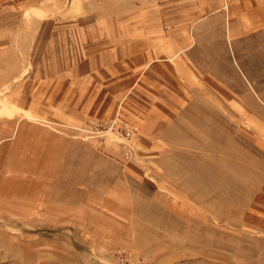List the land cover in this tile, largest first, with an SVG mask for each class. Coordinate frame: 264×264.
Instances as JSON below:
<instances>
[{
    "label": "rangeland",
    "instance_id": "374dc122",
    "mask_svg": "<svg viewBox=\"0 0 264 264\" xmlns=\"http://www.w3.org/2000/svg\"><path fill=\"white\" fill-rule=\"evenodd\" d=\"M255 45L210 52L212 79L225 82L197 87L147 144L130 121L131 140L86 129L94 118L46 121L43 76L31 99L25 77L0 84V264H264V42Z\"/></svg>",
    "mask_w": 264,
    "mask_h": 264
},
{
    "label": "crops",
    "instance_id": "0c3cea01",
    "mask_svg": "<svg viewBox=\"0 0 264 264\" xmlns=\"http://www.w3.org/2000/svg\"><path fill=\"white\" fill-rule=\"evenodd\" d=\"M261 42L264 0H0V84L25 77L31 99L43 76L46 121L119 115L143 144L160 140L197 87L225 82L212 79L210 52Z\"/></svg>",
    "mask_w": 264,
    "mask_h": 264
},
{
    "label": "built area",
    "instance_id": "2783aa9c",
    "mask_svg": "<svg viewBox=\"0 0 264 264\" xmlns=\"http://www.w3.org/2000/svg\"><path fill=\"white\" fill-rule=\"evenodd\" d=\"M86 129L97 132L104 130L107 132H116L127 140L133 139L139 131L138 125L130 123L128 120L119 115H116L108 120H91Z\"/></svg>",
    "mask_w": 264,
    "mask_h": 264
},
{
    "label": "bare ground",
    "instance_id": "6f19581e",
    "mask_svg": "<svg viewBox=\"0 0 264 264\" xmlns=\"http://www.w3.org/2000/svg\"><path fill=\"white\" fill-rule=\"evenodd\" d=\"M22 161H23V160H22ZM20 164H21V163H20ZM18 168H19V167H18ZM17 171H18V170H17ZM20 173H21V172H20ZM21 174H22V173H21ZM21 174H20V175H21ZM24 174H25V173H24ZM27 174H28V173H27ZM20 175H19V176H20ZM8 177H9V176H8ZM20 177H21V176H20ZM20 177H19V178H20ZM11 179H12V178H11ZM18 180H19V179H18ZM18 180H17V181H18ZM11 182H13V181H11ZM16 183H17V182H16ZM9 185H10V184H9ZM17 188H18V187H17ZM9 189H10V188H9ZM11 192H13V191H11ZM5 196H6V195H5ZM11 196H12V195H11ZM260 213H261V212H260Z\"/></svg>",
    "mask_w": 264,
    "mask_h": 264
}]
</instances>
